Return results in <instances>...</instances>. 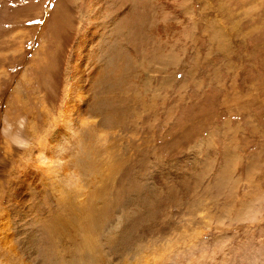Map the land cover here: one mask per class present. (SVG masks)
<instances>
[{
	"label": "rangeland",
	"instance_id": "obj_1",
	"mask_svg": "<svg viewBox=\"0 0 264 264\" xmlns=\"http://www.w3.org/2000/svg\"><path fill=\"white\" fill-rule=\"evenodd\" d=\"M100 8L146 64L103 121L70 88ZM80 219L92 264H264V0H0V264H61Z\"/></svg>",
	"mask_w": 264,
	"mask_h": 264
},
{
	"label": "bare ground",
	"instance_id": "obj_2",
	"mask_svg": "<svg viewBox=\"0 0 264 264\" xmlns=\"http://www.w3.org/2000/svg\"><path fill=\"white\" fill-rule=\"evenodd\" d=\"M92 3L93 5L96 4L97 6L98 1H95V2L93 1ZM87 5L89 6L88 3ZM94 8L96 7H93V9ZM104 12L105 11L102 8H100L99 10L95 11L92 17L89 18L90 24H91L90 30L88 29V32L84 36H82L79 43L76 44L77 46L75 47V51L73 52L74 55L72 57V62H71L72 66L70 69L71 70V74H70L71 87L70 88L72 90H75L79 86L77 85L78 82L83 83V82L88 81L87 91H89L90 89L93 92V96H92L91 103H90L91 112L94 111L93 114L98 115L102 121L108 118L109 108L107 109V104L109 102L114 101L110 97L111 92H116L122 89L123 91L131 92V90L133 89L132 85L134 84L133 74L135 70L136 69L142 70L146 67L145 62L143 63L139 62L140 64H135L134 62V65L132 66V70L131 71L128 70L131 67L132 60L134 57L133 55L135 54L131 46H129V43L131 42V39H132V35H130V33H132L133 29L131 28H133L132 27L133 25L131 26L130 24L129 20H131V18L128 16V14L126 15V17L128 16V19L124 18L121 21L119 20L116 21L117 18H114L115 20L111 21L112 23H111L110 32L107 34L100 33V35L97 36L96 32L98 31L96 30L95 27H97L96 24L101 23L100 21L102 17H104ZM127 12H130V10H128ZM128 21L129 23L126 26V23ZM103 30L105 31V29ZM129 30L131 31L129 32ZM126 57L130 58L128 64L125 63L126 61H128V58L126 59ZM125 64L127 65L125 66ZM107 99L108 101L109 100L110 101L107 102L106 101ZM80 100H77V101H80ZM89 219L91 218L89 217L88 220ZM48 222L46 223V225L49 224ZM77 222H80L81 230L74 229L75 234L72 232H68L67 230H63V233H64L63 238L68 237L67 239H70L71 245L74 246V249L68 252L69 259H66V257H63L65 254L64 252L62 256L64 259L61 258L60 260L61 264H92L88 262L90 259V256H88V254H90L89 252L92 248V246L90 245V238H91L90 236H92L91 230H93V226L92 224H90L92 220H90L88 229L86 228L87 233L84 231V226H83L84 223L82 222V220L80 219ZM72 223H74L73 220L70 218L69 219L67 218L64 225L69 226ZM43 226H44V223H43ZM47 226H48V229L46 231H48L49 234L54 233L56 235L57 231L59 230L57 225L52 223L51 225L49 224ZM69 233L74 234V236L70 235ZM58 240L59 238L57 239V241ZM91 242L93 241L91 240Z\"/></svg>",
	"mask_w": 264,
	"mask_h": 264
}]
</instances>
